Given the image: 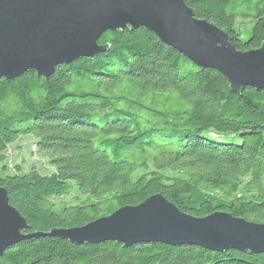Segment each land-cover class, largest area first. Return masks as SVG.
Segmentation results:
<instances>
[{
    "label": "trees",
    "instance_id": "16d2710c",
    "mask_svg": "<svg viewBox=\"0 0 264 264\" xmlns=\"http://www.w3.org/2000/svg\"><path fill=\"white\" fill-rule=\"evenodd\" d=\"M183 1L236 49L264 43V0ZM98 44L48 78H0V187L27 232L82 226L156 193L194 217L264 223V90L233 91L144 27L105 31ZM26 135L51 172L9 169L7 147ZM73 186L84 199L57 206ZM0 264H264V252L44 236L9 246Z\"/></svg>",
    "mask_w": 264,
    "mask_h": 264
},
{
    "label": "water",
    "instance_id": "95a60500",
    "mask_svg": "<svg viewBox=\"0 0 264 264\" xmlns=\"http://www.w3.org/2000/svg\"><path fill=\"white\" fill-rule=\"evenodd\" d=\"M139 27L197 67L220 73L233 91L246 86L264 90V43L236 49L223 30L195 17L183 0H0V78L14 79L27 71L48 78L59 65L103 52L98 39L105 31ZM28 229L0 187V256L9 246L44 236L76 244L159 242L264 252V223L221 211L194 217L159 193L82 226L34 233Z\"/></svg>",
    "mask_w": 264,
    "mask_h": 264
},
{
    "label": "rangeland",
    "instance_id": "374dc122",
    "mask_svg": "<svg viewBox=\"0 0 264 264\" xmlns=\"http://www.w3.org/2000/svg\"><path fill=\"white\" fill-rule=\"evenodd\" d=\"M238 24L244 27L245 24L249 23V20L238 19ZM212 137H219L214 133H210ZM229 137V136H228ZM232 140L236 141L237 138L230 136ZM34 144L33 138L29 136H21L13 143L9 144L6 150V163L8 164L9 169L13 170L15 164L21 166L20 172H25L29 167L33 166L41 173H49L52 169L48 166L46 160L42 157H39V160H34L32 155V148ZM84 199V196L81 195L75 186L72 187V190L68 195L63 197H56L53 199L54 203L59 206L60 204H78ZM104 211V210H103ZM185 245V244H184ZM181 246V245H177ZM238 250V249H235ZM242 251V250H241Z\"/></svg>",
    "mask_w": 264,
    "mask_h": 264
}]
</instances>
